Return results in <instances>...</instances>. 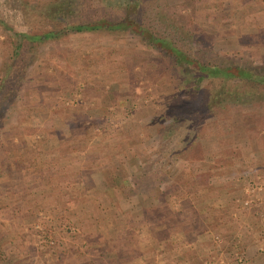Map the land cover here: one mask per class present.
I'll return each instance as SVG.
<instances>
[{
    "label": "rangeland",
    "instance_id": "obj_1",
    "mask_svg": "<svg viewBox=\"0 0 264 264\" xmlns=\"http://www.w3.org/2000/svg\"><path fill=\"white\" fill-rule=\"evenodd\" d=\"M59 3L0 0V264H264V99L231 101L222 130L207 110L169 137L198 134L193 148L213 168L179 156L161 128L187 88L150 45L86 30L14 56L13 29L53 27ZM159 3L142 6L187 27L193 18L219 55L264 61V0ZM153 165L164 172L147 195L113 190V175L141 187L136 175Z\"/></svg>",
    "mask_w": 264,
    "mask_h": 264
},
{
    "label": "trees",
    "instance_id": "obj_2",
    "mask_svg": "<svg viewBox=\"0 0 264 264\" xmlns=\"http://www.w3.org/2000/svg\"><path fill=\"white\" fill-rule=\"evenodd\" d=\"M96 6L89 7L82 0H60L58 8V23L53 27L42 31L25 32L13 29L14 56H17L26 41L30 45L50 38H59L64 33L79 32L86 30H119L136 37L138 40L150 45L156 51L169 59L179 74V83L187 88L186 96L168 110L167 117L171 120L161 128V139L167 140L168 145L176 149L179 156H185L189 150L193 158L199 157L203 166L212 167L213 163L206 160L200 149H194L193 145H199L198 134L196 138L173 140L171 135L182 131L191 125L196 117L207 110L214 111L216 115L212 121L221 118L222 112H228L229 103L243 98H251L253 101L264 99V61L253 63L248 58H228L214 51L213 43L208 37V30H193L194 20H189L190 27L177 22V19L169 17L167 13L156 11L151 18V11L142 6L146 0H110L116 1L117 5L107 0H97ZM96 1V2H97ZM150 1V0H149ZM155 5H160L159 0H152ZM62 5V8H61ZM78 10H75L76 6ZM73 7V8H72ZM117 8L120 14L112 9ZM159 10V9H158ZM181 14L187 15L186 9L180 10ZM45 12L43 11L44 15ZM48 15L55 17L54 12ZM189 16H193L190 15ZM4 81L0 82V104L6 97ZM226 110V111H225ZM223 117V116H222ZM226 117V118H225ZM224 122L218 129L229 127L231 119L225 116ZM3 116L0 115V131L3 129ZM202 126L199 127V132ZM218 130V131H220ZM201 134V133H199ZM201 167H198L199 170ZM212 168L208 169L211 170ZM180 168L177 170L179 171ZM198 171V170H197ZM164 170L158 166L143 169L136 177L141 181V187L135 183L128 185V180L113 175L110 183L120 194L127 186L131 193L138 190L142 195H147L156 188ZM181 174V172L179 171ZM198 221L197 217L191 218ZM200 220V219H199Z\"/></svg>",
    "mask_w": 264,
    "mask_h": 264
},
{
    "label": "crops",
    "instance_id": "obj_3",
    "mask_svg": "<svg viewBox=\"0 0 264 264\" xmlns=\"http://www.w3.org/2000/svg\"><path fill=\"white\" fill-rule=\"evenodd\" d=\"M2 162V161H1Z\"/></svg>",
    "mask_w": 264,
    "mask_h": 264
}]
</instances>
